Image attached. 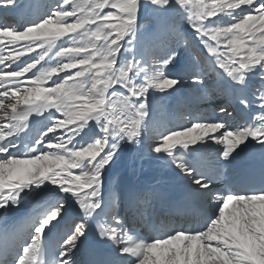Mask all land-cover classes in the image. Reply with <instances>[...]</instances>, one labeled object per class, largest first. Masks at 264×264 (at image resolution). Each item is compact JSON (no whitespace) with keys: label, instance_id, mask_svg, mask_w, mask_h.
Here are the masks:
<instances>
[{"label":"snow or ice","instance_id":"obj_1","mask_svg":"<svg viewBox=\"0 0 264 264\" xmlns=\"http://www.w3.org/2000/svg\"><path fill=\"white\" fill-rule=\"evenodd\" d=\"M189 82L229 105L157 126L155 102ZM253 145L264 160V0H0V264H78L90 233L114 258L88 264H264V164L225 170ZM125 146L182 195L118 209L106 174Z\"/></svg>","mask_w":264,"mask_h":264},{"label":"bare ground","instance_id":"obj_2","mask_svg":"<svg viewBox=\"0 0 264 264\" xmlns=\"http://www.w3.org/2000/svg\"><path fill=\"white\" fill-rule=\"evenodd\" d=\"M21 4H28L33 0H19ZM33 18L30 15L29 9H21L17 14V22L24 23L28 19ZM187 61V56L182 55V62ZM217 105L228 106L229 101L222 96H208L203 90L193 86L191 82L181 86L180 91L176 92L172 97H167L163 102H155L154 112L156 114L155 123L157 126L168 125L177 126L186 124L187 121L182 118V114L187 111H192L194 114L202 116L219 115ZM229 111H232L231 107ZM243 113L237 109L234 114V120L229 123H242ZM42 121L36 118L32 124V132L29 135H34L35 132L42 127ZM209 152L212 149L207 150ZM264 164L262 160V152L258 145H253L242 152L230 165H225V170L230 175H235L238 179H244L247 173H259V170ZM217 183H219L217 181ZM180 181L177 180L169 167L164 161L153 159L145 146L140 149L136 146H125L120 153L119 158L112 165V168L106 174V186L110 193H115L120 199L117 202L118 209L129 211L127 207V199L129 194L141 192L151 189L157 193L158 200L153 201V207L157 211L160 210L161 203L165 199L179 198L182 195ZM32 209L25 205L18 211H12L9 214L10 221L20 220L26 216ZM73 210L69 209V216L66 220H70ZM145 219H147L145 217ZM64 222L53 229L51 236L55 238L63 228ZM130 227H135L138 231L147 232L144 227V221L139 217L136 220H130ZM97 238L93 234H89L81 246V251L76 254L78 264H88L93 260H110L114 258L110 246L103 250L97 246Z\"/></svg>","mask_w":264,"mask_h":264},{"label":"rangeland","instance_id":"obj_3","mask_svg":"<svg viewBox=\"0 0 264 264\" xmlns=\"http://www.w3.org/2000/svg\"><path fill=\"white\" fill-rule=\"evenodd\" d=\"M142 23H145V24H146V26H147V23H148V22H147V21H142ZM30 55H32V54H30Z\"/></svg>","mask_w":264,"mask_h":264}]
</instances>
